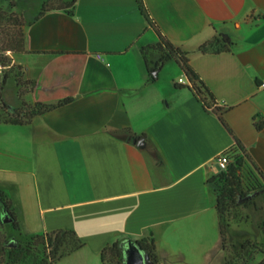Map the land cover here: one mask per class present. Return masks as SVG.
Instances as JSON below:
<instances>
[{"label": "crops", "instance_id": "crops-1", "mask_svg": "<svg viewBox=\"0 0 264 264\" xmlns=\"http://www.w3.org/2000/svg\"><path fill=\"white\" fill-rule=\"evenodd\" d=\"M142 3L149 23L135 0L47 11L10 54L37 101L70 99L29 123H0V191L19 231L68 229L83 242L53 264H102L120 239L152 240L158 264H225L209 179L234 140L174 59L140 52L159 35L264 176V127L254 126L264 119V0Z\"/></svg>", "mask_w": 264, "mask_h": 264}, {"label": "rangeland", "instance_id": "rangeland-1", "mask_svg": "<svg viewBox=\"0 0 264 264\" xmlns=\"http://www.w3.org/2000/svg\"><path fill=\"white\" fill-rule=\"evenodd\" d=\"M67 1L15 0L14 5H11L6 0H0V13H2V17H0V42L19 28L17 24L19 20L24 21L29 18L27 13L22 17L24 14L23 7L27 8L25 12H29L31 6L40 10L63 6ZM152 51L160 56L159 61L162 63L174 57L175 53L174 47H169L163 40L140 47V52L143 55L150 54ZM12 53L0 50V120L6 116L5 105L12 106L17 113H25L37 101L36 94L40 91L38 85L24 77L21 69L11 62L10 54ZM165 65V68L178 72L173 62ZM3 74H6L4 82H2ZM57 102L58 100L54 102L41 101L43 104H56ZM226 153L231 158V164L235 166L233 184L226 180L229 176L228 172H222L216 168V172L212 175L220 240L225 252L224 258L229 264H256L262 259V253H264V180L246 155L238 150ZM239 157H241V161H239ZM226 185L229 190H234L232 192H235V195H239L238 199L234 197L235 195L230 196V191H222ZM2 196L3 201L8 199L3 194ZM3 201L0 203V245L6 246V244L15 243L23 245L28 237L22 235L18 225L16 230L11 231L9 222L5 221L8 216L5 212H11L9 214H13L15 220L16 216L10 206L7 211L3 208L5 204ZM51 237L53 238L54 235ZM61 239L59 249L67 251L75 245V240L71 236H62ZM144 241L146 244H150V239ZM51 250V247L47 245L43 247L31 244L29 251L38 259L46 257L48 260L52 255ZM146 254L148 259L156 264L147 252ZM0 264H34V261L32 256L24 250L19 258L10 259L7 263L1 262ZM102 264H124V254L121 257L116 249L109 246L103 253Z\"/></svg>", "mask_w": 264, "mask_h": 264}, {"label": "trees", "instance_id": "trees-1", "mask_svg": "<svg viewBox=\"0 0 264 264\" xmlns=\"http://www.w3.org/2000/svg\"><path fill=\"white\" fill-rule=\"evenodd\" d=\"M6 1H8L11 5H14L15 0H6ZM75 1L76 0H68L63 6L51 7V8L40 9V10H36L35 7L31 6V8H29V12H25L27 10V8L23 7L24 14L22 15V17H24V15L27 13L29 15V18L27 20H24V21L19 20V22H17V24L19 25V28L16 31L10 33L4 41L0 42V50L2 52L10 51L13 53L14 52H23L24 51L25 28L32 25L40 16H42L47 11L63 10L67 14L71 15L73 13V6H74ZM135 2L138 6L140 13L143 15V17L149 23V18H148L147 12L143 6L142 0H135ZM0 17H2V13H0ZM158 37H159V40H163L164 43L166 45H168L169 47H174L170 42L165 40L161 35H159ZM212 42H214V40H212ZM174 49H175L174 57H171L169 59H174V61L182 69V71L184 72V74L186 75V77L189 81L188 82L189 88L192 90L196 99L201 102L205 111H211L217 116V118L220 121V123L222 124V126L232 136V138L234 140V147L232 148V151L238 150L248 157V155L245 152L244 147L241 145L239 140L232 134L231 129L223 120L222 113L224 110L221 107H216V106L211 108L213 98H212L210 92L208 91L206 86H204V84L200 80H198V76L194 72V70L190 67V65L188 64L187 58L178 50V48L174 47ZM2 77H3L2 82H4L6 79V74H3ZM69 100H70L69 98H64V99L59 100L56 104H43L39 101H36L35 103H33V105L30 108H28L25 111V113L24 112L23 113H21V112L17 113V111L12 106L5 105L4 108L6 111L5 112L6 116L3 120H0V123L15 124V125L16 124L17 125L18 124L19 125L26 124V123L30 122V119L33 116L42 114V113L47 112V111H49V110H51L57 106L63 105L65 103H67ZM254 126L257 130H260L262 127H264V119L257 121V122H254ZM239 161H241V157H239ZM231 163L232 162L230 161L227 169L225 171H222V172H228L229 176H228V178H226V180H228L231 184H233V177H235V166H233ZM253 167L258 170V168L254 164H253ZM258 173L262 177V180H264V176L261 174V172L259 170H258ZM212 177L213 176H211V178L209 179V183H211L212 187H213V181H212L213 178ZM227 187L228 186L226 185V187L222 188V191H230L231 192L230 196H234L235 192H232L234 190H231V189L229 190ZM2 194L3 193L0 191V203H1V201H3L2 200V197H3ZM234 197H236L238 199L239 195L236 194ZM4 202H5V204H4L3 208L7 211L9 206L11 207V202L9 199L4 200L3 203ZM9 213H11V212L7 213L8 216L11 218V221L8 224H9V228L11 229V231H13V230L17 229L18 223L15 220L13 214H9ZM18 229H19V226H18ZM22 235H26V234H22ZM52 235H54L53 238L51 237ZM62 236L63 237L64 236H71L75 240V245L67 251H65L61 248L59 249V243L62 240L61 239ZM27 237L28 238H26V242L23 245H21L19 243H15V244H11V245L6 244V246L0 245V263L1 262L7 263L8 260H10V259L19 258V256L25 250L28 255L32 256V260L34 261V264H53L54 262H56L58 259H60L64 255L73 252L74 250L80 248L83 245V242L80 240V238L78 237L76 232L73 230H68V229H57V230H52V231H48V232H44V233L27 235ZM144 240L145 239L135 240L133 242L138 246L139 249L146 251L149 254V256L152 258V261L154 263L158 264L156 256L154 254L153 241L150 240V244H146ZM126 242H127V239H120V240H117V241H115L109 245H106L100 252L101 262L103 259V253H104L105 249L109 246L116 249L118 255L123 257V251H124V247L126 245ZM31 244L32 245L34 244L36 246L41 245L43 247H45V245L50 246L52 249L51 250L52 255L48 258V260L46 259V257H42V258L38 259L36 255H34L33 253H30L31 251H29ZM262 255H263L262 259L256 264H264V253H262ZM224 262H225V264H229L225 260V258H224Z\"/></svg>", "mask_w": 264, "mask_h": 264}, {"label": "water", "instance_id": "water-1", "mask_svg": "<svg viewBox=\"0 0 264 264\" xmlns=\"http://www.w3.org/2000/svg\"><path fill=\"white\" fill-rule=\"evenodd\" d=\"M6 215L7 212H5ZM6 222H10L11 218L9 216L5 219ZM124 264H153L146 254V252L140 250L138 246L131 240H127L124 247Z\"/></svg>", "mask_w": 264, "mask_h": 264}, {"label": "built area", "instance_id": "built-area-1", "mask_svg": "<svg viewBox=\"0 0 264 264\" xmlns=\"http://www.w3.org/2000/svg\"><path fill=\"white\" fill-rule=\"evenodd\" d=\"M96 58H100V54H95ZM178 83H182V79L178 78L177 79ZM264 86V84H263ZM231 161V158L228 156L227 153H221L219 155L216 156L214 162H215V166L217 169H219L220 171H225L229 165Z\"/></svg>", "mask_w": 264, "mask_h": 264}]
</instances>
